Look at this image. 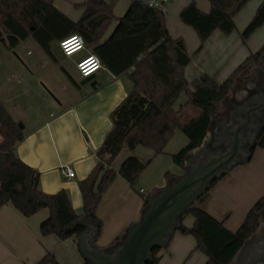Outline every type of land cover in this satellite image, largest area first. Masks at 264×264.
I'll return each mask as SVG.
<instances>
[{"label": "crops", "instance_id": "1", "mask_svg": "<svg viewBox=\"0 0 264 264\" xmlns=\"http://www.w3.org/2000/svg\"><path fill=\"white\" fill-rule=\"evenodd\" d=\"M86 1L56 0L54 7L72 21H77L81 10L74 9V6ZM105 1L112 5L114 16L120 18L131 0ZM153 1L165 8V22L171 38L182 39L191 56L190 63L184 69V77L189 85L202 74L222 83L242 61L256 52L248 48L251 41L264 44V25L250 36L246 44L243 45L240 39L241 32L255 15L262 0H250L235 15V34L225 36L215 31L198 53H195L199 45L198 37L192 28L181 23L179 13L192 2L201 12L207 13L209 2ZM114 26L115 23L106 36ZM55 44L50 45L51 53H47L31 38L20 42L13 50H8L0 41V102L12 120L23 128V140L15 147L16 157L38 173L39 189L43 193L53 195L64 191L71 208L80 215L82 197L78 183L85 180L95 167L96 152L111 129L109 115L130 93L132 83L127 74L115 77L106 69L84 81L76 69L71 72L62 65V61L67 59L74 65L90 50L86 48L72 59L63 58ZM28 49L31 50L30 55L26 53ZM18 51L20 53L17 54ZM186 103L187 98L181 95L174 109L181 107L182 114L187 117L195 115L196 110ZM187 143V138L176 129L161 154L155 155L151 149L142 146L133 150L124 147L120 151L112 163L115 170L131 156L149 161L137 183L143 193H136L119 176L112 181L96 209L100 232L93 244L97 248L108 249L117 244L114 243L115 239L122 238L126 230L139 221L143 198L183 175V165L177 166L172 156ZM64 166L73 170V178L67 179L62 175L61 168ZM263 196L264 148L255 147L247 162L239 163L225 172L209 189L200 208L234 233L250 208ZM48 214L47 209H42L30 217H24L11 204L0 208V264H37L46 253L52 254L59 264L85 263L78 250L77 240H59L54 235L41 237L39 227ZM180 222L190 228L194 219L185 213ZM157 256V264H205L207 261L196 249L195 239L178 229L173 233L167 248L160 249Z\"/></svg>", "mask_w": 264, "mask_h": 264}, {"label": "trees", "instance_id": "2", "mask_svg": "<svg viewBox=\"0 0 264 264\" xmlns=\"http://www.w3.org/2000/svg\"><path fill=\"white\" fill-rule=\"evenodd\" d=\"M55 1L0 0L1 43L8 50H13L20 42L31 38L44 52L51 53L52 43L68 35H79L85 47L99 57L108 72L115 77L127 74L132 89L110 113L111 129L96 152L97 163L88 177L78 183L82 197L80 215L73 211L64 191L53 195L43 193L39 189L38 173L16 157L15 147L23 140V133L0 102V208L11 204L24 217L47 209L48 217L39 227L41 237L54 235L59 240H78L86 230L79 223L81 219L93 223L97 234L100 232L96 209L103 193L116 177L123 178L136 193L141 194L137 183L149 161L131 156L115 170L112 163L120 151L124 147L133 150L142 146L151 149L155 155L161 154L172 133L178 129L188 143L172 159L177 166H182L185 155L196 149L204 139L211 114L227 96L234 78L264 55V44L242 61L222 83L202 74L189 85L184 69L191 56L182 39H173L169 35L162 10L148 7L143 0L130 1L124 14L116 18L112 5L105 0H87L74 6V9L81 10V15L77 21H72L54 7ZM207 1L210 5L207 13L201 12L194 2L179 13L181 23L192 28L198 37L199 45L195 53L202 50L215 31L231 35L235 29V15L250 0ZM114 23L111 33L106 36ZM263 25L264 0L241 32L242 44H246ZM181 95L187 98L186 105L196 110L195 115L187 117L182 114L181 107L174 109ZM255 147L264 148V130L253 150ZM103 170V178L95 193L94 185ZM224 175L225 172L215 178L186 212L193 217V225L186 228L179 222L177 228L182 234L195 239L196 249L207 258L205 264H228L243 241L256 229L259 220H264V196L250 208L234 233L200 208L209 189ZM145 206L146 202L143 208ZM121 239L117 237L114 243ZM159 250H152L151 260L146 264L158 263ZM37 264L59 263L52 254L46 253Z\"/></svg>", "mask_w": 264, "mask_h": 264}, {"label": "water", "instance_id": "3", "mask_svg": "<svg viewBox=\"0 0 264 264\" xmlns=\"http://www.w3.org/2000/svg\"><path fill=\"white\" fill-rule=\"evenodd\" d=\"M247 125L248 121L235 128L234 137L229 140V148L225 152L218 151L203 158L199 151L209 136L210 126H208L201 144L185 155L184 174L172 179L164 188L156 190L151 196L143 198L146 206L139 221L130 226L114 246L108 249L97 248L93 244L97 236V227L88 220L81 219L79 223L86 230L78 238L77 247L85 262L146 264L151 260L153 249L167 248L173 233L179 227L181 217L195 205L213 180L220 173L227 172L239 163L249 160L250 149L254 147L253 140L249 141V148L245 152L241 148L245 138L240 135L241 130ZM18 127L20 130L23 129L21 124H18ZM103 175L104 170L99 174L94 185L95 193Z\"/></svg>", "mask_w": 264, "mask_h": 264}, {"label": "flooded vegetation", "instance_id": "4", "mask_svg": "<svg viewBox=\"0 0 264 264\" xmlns=\"http://www.w3.org/2000/svg\"><path fill=\"white\" fill-rule=\"evenodd\" d=\"M261 59V66L256 62L254 69L243 73L240 85L238 79L233 80L227 96L219 103L221 110L211 114L209 136L199 151L203 158L218 151L225 152L229 148V140L234 137L235 128L244 122L248 121V125L240 135L245 138L241 144L245 152L249 141L252 139L254 146L264 130V56ZM228 264H264L263 219L259 220L256 229L243 241Z\"/></svg>", "mask_w": 264, "mask_h": 264}, {"label": "built area", "instance_id": "5", "mask_svg": "<svg viewBox=\"0 0 264 264\" xmlns=\"http://www.w3.org/2000/svg\"><path fill=\"white\" fill-rule=\"evenodd\" d=\"M131 1H139V0H131ZM143 2L148 7L160 9L163 12L165 11V8L162 7L161 4L158 2H155L153 0H143ZM56 47L59 54L63 58H72L76 54H79L86 49L84 40L79 35H68L62 38L56 43ZM27 55H30V53H27ZM74 64L77 74L83 80L97 74L102 70H105L99 57H97L92 53H87L86 55L80 57L78 60L74 62ZM61 173L67 179H71L74 177L73 170L70 169L68 166H64L63 168H61ZM140 193H143V191L140 190Z\"/></svg>", "mask_w": 264, "mask_h": 264}, {"label": "rangeland", "instance_id": "6", "mask_svg": "<svg viewBox=\"0 0 264 264\" xmlns=\"http://www.w3.org/2000/svg\"><path fill=\"white\" fill-rule=\"evenodd\" d=\"M118 1V0H117ZM55 3V2H54ZM114 3H116V2H114ZM249 22H250V20H249ZM237 24V23H236ZM237 26V25H236ZM217 32H219V31H217ZM233 34H235L236 32H232ZM252 43V44H251ZM251 43H250V45L248 46V48H249V50L250 51H253V52H255V51H257L263 44H256V43H254V42H252L251 41ZM263 43V42H262ZM55 48H56V50H57V47L55 46ZM57 52H58V50H57ZM18 53H20V51H18L17 52V54ZM26 53H31V50H27L26 51ZM193 57H194V55H192ZM264 56V55H263ZM262 56V57H263ZM75 57V56H74ZM73 57V58H74ZM261 57V58H262ZM195 58V57H194ZM193 58V59H194ZM259 59V61H258V64H260V66H261V64H262V59ZM72 59V58H71ZM70 60H67V59H64L63 61H62V65L64 66V67H66V68H68L69 70H71V72H73V71H75V64L73 65V62L72 63H70L69 62ZM193 61V60H192ZM256 66L254 65V64H252L251 66H250V68H248L246 71H249V70H252V69H254ZM258 68V67H257ZM245 71V72H246ZM245 72H243V73H245ZM243 73L242 74H238L234 79H238V84L240 85L241 83H242V77H243ZM215 110H216V112L217 111H220L221 110V106H220V104L218 103L216 106H215ZM188 115L190 116L191 114H189L188 113ZM193 115V114H192ZM184 174V173H183Z\"/></svg>", "mask_w": 264, "mask_h": 264}]
</instances>
